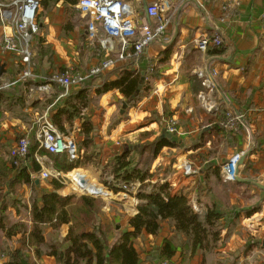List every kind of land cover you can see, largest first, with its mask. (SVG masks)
Wrapping results in <instances>:
<instances>
[{
  "label": "crops",
  "instance_id": "1",
  "mask_svg": "<svg viewBox=\"0 0 264 264\" xmlns=\"http://www.w3.org/2000/svg\"><path fill=\"white\" fill-rule=\"evenodd\" d=\"M128 1L140 20L148 21L144 9L152 0ZM54 5L42 16L43 22H39L44 38L40 44H49L54 50L53 57L41 58L42 63L54 60V64L72 69L70 64H77L82 56L78 42L85 40L86 22L83 25L72 21L64 30L66 9H73L74 5L62 1ZM171 5L174 11L165 32L145 47L137 59L124 63L144 75L136 97L126 100L116 89L92 97L94 103L90 102L78 117L67 120V114L61 113L64 131H74L76 141L82 145V122L84 119L91 122L89 142L81 147L89 158L83 155L84 165L78 167L86 170L89 177H98L102 170H108L112 176L113 158L128 152L127 159L132 166L142 165L146 169V191L166 182L172 192L188 194L192 208L201 216L212 205L226 212L229 209L238 212L231 224L221 230L214 247L198 249L193 254L187 238L176 232L168 220L162 221L156 234L142 232L133 239L140 264L159 263L158 252L166 238L176 245L171 258L174 264H200L202 260L205 264H264V189L254 184H264V22L261 18L264 0H171ZM214 35L222 37L221 47L204 53L196 48V40ZM85 47L92 65L96 53ZM5 63L7 73L13 75L17 67L15 58L8 55ZM204 64L216 71L217 89L213 92L204 89L194 74V69ZM48 68L49 65H37L42 76L51 74ZM102 81L101 77L96 78L94 87ZM16 92L23 94L21 88H16ZM201 92L203 103L198 97ZM93 94L92 91L90 96ZM57 97L50 103L43 102L42 107L38 104L43 98L27 103L24 96L22 101L27 106L15 104L9 110L0 104V115L7 117L0 120V165L10 167L8 151L36 115L48 111L52 117L62 107L66 98ZM123 102L127 104L121 112ZM11 111L16 116H10ZM171 119L176 121V131L167 133L165 128ZM75 123L80 125L78 130ZM162 137L169 144L156 148ZM42 155L46 164L54 168V159L45 153ZM236 157L238 178L234 182L224 181L219 166ZM75 175L88 177L74 173L73 179ZM16 177L17 171L12 170L0 182V210L3 211L0 224H5L0 227V264H6L12 253L21 258V263L30 264L28 259H31L41 260L42 264H61L50 250L64 248L63 238L69 223L61 224L58 229L40 225L42 242L36 244L30 235L32 187ZM31 179L34 189L39 190L42 180ZM45 181V191H51V180ZM94 183L99 191H107L100 190L96 180ZM61 188L56 192L65 195L60 193ZM17 197L22 200L20 212L11 207ZM135 213L136 207L131 214ZM113 216L106 211L100 218L101 223L110 222ZM22 229H25L23 233ZM29 237L33 244L29 243ZM22 254L28 259L22 258Z\"/></svg>",
  "mask_w": 264,
  "mask_h": 264
},
{
  "label": "trees",
  "instance_id": "2",
  "mask_svg": "<svg viewBox=\"0 0 264 264\" xmlns=\"http://www.w3.org/2000/svg\"><path fill=\"white\" fill-rule=\"evenodd\" d=\"M58 1L74 5L78 0H41L40 6H42L43 10H46ZM213 48L214 47L208 48L207 50ZM139 56L128 58L113 71L95 75L82 82L78 89H76L77 91L75 90L76 93L72 95L73 97L71 102H73V100H80V102H84L85 99H87L88 92L81 88L88 83V81L94 80L98 77H101L103 81L99 86L93 87L92 91L95 93V96H99L108 90L116 89L126 98V100H133L137 95L135 94V91L140 87L144 79H142L144 75H142L138 69L127 68L124 63L132 59H137ZM54 88L62 89L59 85H53L52 93L46 95V97L49 98L47 99L49 100V103L53 98L62 92H54ZM11 95H15L17 97H10ZM22 100L24 101L23 94H18L16 92V88L0 92L1 105L5 106V104L11 103L12 105L18 104L21 106L23 103ZM67 102L69 101H64V103ZM64 103L62 102L61 105H64ZM72 107L73 105L70 107H58L51 117L52 122L62 131H64V127L62 125L63 121L60 115L61 113L67 114L66 119L71 120L76 113L73 112L75 109ZM91 131V122L84 119L81 129L83 140L81 142L82 145L78 144L80 156L77 160L70 162L64 155L49 154L50 158L54 159V168L56 170L63 171L65 173L69 171L71 178L74 173L86 174V170L79 169L78 167L84 165V162L81 161V158L84 155L81 147L84 145L87 146ZM167 142L168 140L165 137H162L157 142L156 148L159 145L166 144ZM32 151L33 150L31 149V156ZM8 155V163L10 167L6 169L4 163H1L0 168L2 171L0 169V182L5 181L10 171L16 170L18 174L16 179L19 178L21 182L28 184L32 188L36 187L34 181L29 177V171L25 168V166L15 163L16 159L10 155L9 151ZM84 157L89 158V156L85 155ZM127 157L128 152H122L113 158V178L117 181H123L126 183L144 181L146 178V169L144 166H132L131 161L127 159ZM31 160L32 169L34 171L39 170V166L33 161V159ZM72 168L77 170L70 171ZM75 177L85 182L94 180L91 176L84 177L75 175L74 178ZM9 185H11V182ZM51 185L53 188L51 191L44 190L43 192L34 194L30 209V218L33 223V233L30 232V235L33 236V241L36 244H39L42 242L40 225L49 224L53 225V227H58L61 224L69 223L68 232L63 238V241L65 242L64 248L60 249L53 247L51 248L52 250H50V252L52 251L51 254H54L55 257L59 259L61 264H140L138 253L133 245V239L139 236L142 232L156 234L160 230V223L164 220H168L176 232L183 234L187 238L191 254L196 252L198 249L209 250L216 245L220 238L221 230L227 228L238 213L233 209H229L227 213L226 211L220 210L212 205L207 206L204 215L201 216L192 208L191 200L188 194L181 191L172 192L169 189V184L164 182L158 184L157 186H153L150 191L143 189L138 190L136 197L140 200V202L136 206V213L127 219L128 229L122 231L117 239L108 244L100 237L99 227L92 225L90 230L77 228L78 224L76 220L80 224H82L84 220L82 218H74L71 213V211H73L72 206L77 205L80 206L84 214L85 212L91 211L93 208L98 207L97 199L88 195L74 196V194L62 197L56 192L57 189L62 187L61 183L52 179ZM97 187L100 190H105L98 186V184ZM113 187L116 191L117 189L115 186ZM63 189L64 187L60 189V193L66 194L67 192ZM106 189L108 190V188ZM1 195L2 194H0V196ZM2 212L3 211L0 210V221L3 222ZM2 222L0 227L5 226ZM24 230L25 229L21 230L22 233ZM30 240L32 239L29 237V241ZM175 252L176 245L173 240L167 238L164 239L163 245L158 252L160 262L157 264H160L164 260H170L174 263L171 258ZM6 264H21V258L17 254L12 253ZM200 264L205 263L202 260Z\"/></svg>",
  "mask_w": 264,
  "mask_h": 264
},
{
  "label": "built area",
  "instance_id": "3",
  "mask_svg": "<svg viewBox=\"0 0 264 264\" xmlns=\"http://www.w3.org/2000/svg\"><path fill=\"white\" fill-rule=\"evenodd\" d=\"M40 1L0 0V63L4 65V72L0 74V92L21 88L27 103L52 93L54 84L63 89L57 99H64L87 79L113 71L128 58L139 56L145 47L165 32L174 11L171 0H152L144 9L148 21H142L137 10L128 0H78L74 8L86 20V46L95 51L96 61L81 71L66 69L60 73L42 76L35 64L33 45L38 30ZM261 18L264 22V13ZM221 45L220 35L202 36L196 40V48L202 53L208 48H218ZM8 55L16 61L17 67L13 75H9L6 71L5 60ZM194 74L208 92L217 89L214 69H209L204 64L195 68ZM198 97L203 103L204 93H199ZM74 127L78 130L80 125L75 123ZM165 130L167 133L175 132L176 121L169 120ZM43 153L64 155L70 162L80 156L74 131L60 130L52 122L48 111L34 117L29 128L11 147L10 155L16 159L15 163L29 169L30 178L54 179L61 185H66L67 175L53 168L50 163L47 165ZM237 158L219 166V173L224 181L234 182L238 178ZM31 159L39 166L38 171L32 170ZM143 183L144 181L130 183L120 181L119 186L124 190L128 186L139 190ZM160 264L174 263L164 260Z\"/></svg>",
  "mask_w": 264,
  "mask_h": 264
},
{
  "label": "rangeland",
  "instance_id": "4",
  "mask_svg": "<svg viewBox=\"0 0 264 264\" xmlns=\"http://www.w3.org/2000/svg\"><path fill=\"white\" fill-rule=\"evenodd\" d=\"M54 7H55V5H51V7L49 9L43 10L42 6H41L40 14H39L40 17L38 19L39 20L38 21V30H37V33H36L34 39H33L36 65H39V66L42 65L44 67L45 66L47 67V65H49L48 71L51 74L60 73L64 70H66V68H67V66H65L64 64H62V65L54 64V60H50V59H49L50 61H47V63H42V59H41V58H43V56L50 58V57H53V55H54V50L51 48V46L49 44H45L44 46H42L40 44V43H42L44 38L42 35V30L39 27V22H41V23L43 22L42 16L44 14H48ZM72 21H78L80 24L83 23V25H84V22L86 20L84 17H81V15L79 13H77V10L75 8H73V9L67 8L66 9V15H65L64 20L62 22L63 29L67 30L68 25L73 24ZM66 35L67 34L65 32V36ZM84 39H85V36H84ZM78 43H80V44H78V46L79 45L81 46L80 50H82V56H81V58L77 64H75V62H72V64H70L69 67H71L73 71L74 70L78 71L79 69L84 70V69H87L88 66L91 65L89 63L90 53L87 50H86V52L84 50V49H86V47H85L86 41L82 40V42H78ZM91 55L93 56L92 53H91ZM9 58L10 57H8L7 60H9ZM95 79L88 81V83H86L81 88V89H85V91L88 92L87 99H85L84 102H80V100H77V101L73 100V102H71L72 101L71 99L73 97L72 95L74 93H76L77 90L72 92V95L70 94V95L66 96L65 100H67L69 102L64 103L65 100L63 101V103H64V105H62L63 107H70L73 105L72 108L75 109V110H73V112H76L74 114V117H78L81 110L84 109L86 106H88V104L90 102L94 103V100L92 99V97H95V93L93 94V96H90V95H91L92 89L95 85ZM90 85H91V87H90ZM60 91L63 92V89L58 88V89L54 90V92H57V93ZM42 98H43L42 101H40L41 104H38V105H40V107H42L43 102L47 103L49 101V100H47L49 98H47L46 96H43ZM22 105L27 106L28 104L22 103ZM11 106H12L11 103L5 104V107H7V109H9V110L11 109ZM40 111L41 110H39V113H40ZM37 114H38V112H37ZM9 115L10 116H16V113L11 111V113H9ZM5 118H7L5 115H0V120H3ZM18 138H16V140ZM64 174L67 175V177H68V179L66 177H64V179H67L66 185L64 186V191L67 193L62 197L73 195L74 193H75L74 196H78L80 193H76V192L81 191L85 194H93L94 196H91V195H88V196L95 198L98 201V207L93 208L89 212H85V214L83 213V210H81L80 206H78V205L72 206L73 207V211H71L72 216L74 218H82L84 220V222L82 224H80L76 220V222L78 224L77 228H84V229L90 230L91 226L95 225V227H99L100 237L102 239H104V241L107 242L108 244L111 243L113 240H115L117 238V236L124 229H126L128 227L127 226V218L131 217L133 215V214H131L132 209L135 208L137 206V204L140 202V201L139 202L137 201L139 199L136 197L138 190L134 189V187H132V186H128V188H126L125 190L121 189V186H119L120 181H117L113 178V176H110L108 170H102L98 174V177L93 174L95 176V178L94 177H92V178L94 180H96V183L98 184V186L102 187L105 190H107L106 188H108L107 191L110 193L109 196H107L108 193L105 191L101 193L95 187V183H94L95 181H93V180H90L89 182H85V181H82L81 179H78L76 177L74 179L72 177V179H71L69 173H67V172ZM86 176H88V175H86ZM41 180H42V181H40L41 187H39V190L34 189V188L30 189V196H29L30 204L32 203L34 194L43 192L44 190H47V187L45 186V183H46L45 180L46 179H41ZM72 180L74 181L75 185L73 183L71 184ZM62 181H64V180L62 179ZM16 185L14 186V191L17 190ZM70 185H72V186L70 187ZM113 186H115V188L117 189L116 191L114 190ZM147 186H148V183L145 182L141 185L140 189L146 190ZM40 188H43V189L40 190ZM76 194H78V195H76ZM21 201L22 200L19 197H17V200L12 203L11 207L14 208L16 211L20 212L21 207H22ZM7 206L8 205H6V207ZM106 211H108V213L112 212L114 216L112 217V220L110 222L101 223L100 218H101V216H103L106 213ZM8 217H9V215L6 216V218H8ZM46 225L49 226V224H46ZM50 227H52L54 229H58L60 226L53 227V225H50ZM31 233H33L32 228H31ZM29 243H32V242L29 241ZM22 258H24L25 260L28 259L23 254H22ZM28 262L30 264H42L41 260L31 261V259H28Z\"/></svg>",
  "mask_w": 264,
  "mask_h": 264
},
{
  "label": "water",
  "instance_id": "5",
  "mask_svg": "<svg viewBox=\"0 0 264 264\" xmlns=\"http://www.w3.org/2000/svg\"><path fill=\"white\" fill-rule=\"evenodd\" d=\"M3 72H4V65L0 63V74H2ZM142 75H143V74H142ZM143 78H144V77H142V79H143ZM139 89H140V87L136 89L135 94H138ZM126 104H127L126 102H123V103H122V109H121V112H122V110L126 107ZM254 184H255L257 187H259L260 189H264V184H260V183H258V182H254ZM87 195H93V194H87ZM21 264H27V263H26L25 261H22Z\"/></svg>",
  "mask_w": 264,
  "mask_h": 264
},
{
  "label": "bare ground",
  "instance_id": "6",
  "mask_svg": "<svg viewBox=\"0 0 264 264\" xmlns=\"http://www.w3.org/2000/svg\"><path fill=\"white\" fill-rule=\"evenodd\" d=\"M71 179H72V178H71ZM71 179H70V180H71ZM72 183L75 185V183H74L73 180L71 181V184H72ZM71 186H72V185H70V187H71ZM77 189H78V188H77ZM78 190H79V189H78ZM76 193H83V192L80 191V192H76Z\"/></svg>",
  "mask_w": 264,
  "mask_h": 264
}]
</instances>
